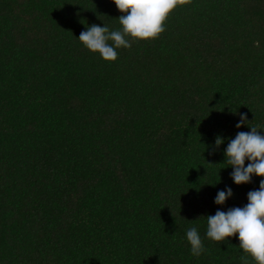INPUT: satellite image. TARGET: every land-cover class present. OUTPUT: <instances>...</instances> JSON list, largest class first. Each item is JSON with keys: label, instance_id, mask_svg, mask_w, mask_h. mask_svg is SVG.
<instances>
[{"label": "trees", "instance_id": "1", "mask_svg": "<svg viewBox=\"0 0 264 264\" xmlns=\"http://www.w3.org/2000/svg\"><path fill=\"white\" fill-rule=\"evenodd\" d=\"M124 14L0 0V264H256L238 233L206 232L264 180L237 185L225 155L238 132L264 135V0H192L115 61L78 39Z\"/></svg>", "mask_w": 264, "mask_h": 264}, {"label": "clouds", "instance_id": "2", "mask_svg": "<svg viewBox=\"0 0 264 264\" xmlns=\"http://www.w3.org/2000/svg\"><path fill=\"white\" fill-rule=\"evenodd\" d=\"M192 0H114L117 8L125 13L119 17L121 30L109 31L106 26L91 25L81 32L79 40L92 52H98L103 59L115 61L116 49L131 48L126 37L135 40L156 39L165 31V22L178 7L190 4ZM109 41L113 43L110 45ZM241 120L236 125L240 128L247 122V115L240 114ZM258 127H251V132H238L228 144L225 155L229 166L234 168L231 176L237 185L250 183L253 174L264 177V135ZM223 139L216 140L217 148ZM249 160L247 166L245 161ZM233 190L219 191L215 203L223 205ZM248 203L243 208L235 207L227 212L217 210L215 215L207 216L208 238L217 242H227L229 237L239 235L240 248L249 254L256 264H264V180L260 181L259 190L248 193ZM186 238L194 256L206 251L195 226L186 231ZM245 260V257H241Z\"/></svg>", "mask_w": 264, "mask_h": 264}]
</instances>
